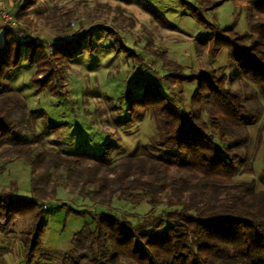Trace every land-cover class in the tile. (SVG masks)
Here are the masks:
<instances>
[{
  "label": "trees",
  "instance_id": "obj_1",
  "mask_svg": "<svg viewBox=\"0 0 264 264\" xmlns=\"http://www.w3.org/2000/svg\"><path fill=\"white\" fill-rule=\"evenodd\" d=\"M27 1L14 12L16 26H4L0 42V174L13 161H23L31 189L30 197L0 191V234H12L18 219L33 217L21 233L22 252L31 264L46 227L43 202L65 187L100 205L117 199L150 206L136 219L110 210L69 208L90 219L63 253L69 264H264V190H257L253 180L236 181L245 157L243 137L236 131L252 124L256 114L228 88L226 76L210 69L185 74L176 67L169 74L175 81L196 82L183 109L157 82L129 97V122L146 114L156 122L148 147L115 158L108 149L98 155L83 149L65 153L44 141L24 97L4 84L24 49L36 67L33 84L56 93L60 85L53 63L71 58L90 31L70 39L59 34L51 61L49 41L31 28L30 18L21 21ZM233 1L248 8L249 32L214 25L203 44L226 49L236 76L264 97V0ZM157 207L162 210L156 212Z\"/></svg>",
  "mask_w": 264,
  "mask_h": 264
},
{
  "label": "rangeland",
  "instance_id": "obj_2",
  "mask_svg": "<svg viewBox=\"0 0 264 264\" xmlns=\"http://www.w3.org/2000/svg\"><path fill=\"white\" fill-rule=\"evenodd\" d=\"M22 1L15 2L13 10L6 8L12 17ZM26 3L27 14L21 21L30 18L31 28L49 41L51 45L46 49L51 61L52 42L59 39V34L70 39L90 31L89 40H83L71 58L53 63L58 65L56 79L60 86L56 93L33 84L31 77L36 67L29 63L24 49L19 65L5 81V89L17 90L24 97L45 142L65 153L83 149L98 155L108 149L113 158L148 147L156 122L149 114L129 122L128 98L141 95L147 83L157 82L159 90L183 109L189 105L196 82L175 81L170 72L176 67L185 74L210 69L226 76L228 88L239 94L252 112L255 110L254 122L236 131L243 137L241 152L245 156L236 181L253 180L257 190H264V97L253 84L236 76L237 67L226 49L210 50L203 44L214 33V25L248 33L251 16L246 6L233 0ZM13 23L16 26L14 19ZM21 36L27 37L26 33ZM2 37L0 32V42ZM48 125L58 128L51 131ZM30 189V171L23 161H13L0 174V191L30 197ZM69 208L96 213L110 210L136 219L150 206L117 199L109 206L100 205L58 187L55 198L43 202L46 227L31 264H69L63 261V253L70 248L73 235L90 220L69 212ZM161 210L156 208V212ZM32 221L33 217L18 219L12 234H0V264H28L22 252L21 233Z\"/></svg>",
  "mask_w": 264,
  "mask_h": 264
},
{
  "label": "crops",
  "instance_id": "obj_3",
  "mask_svg": "<svg viewBox=\"0 0 264 264\" xmlns=\"http://www.w3.org/2000/svg\"><path fill=\"white\" fill-rule=\"evenodd\" d=\"M18 0H0V10L1 8L5 7L7 9H12L15 6L14 3L17 2ZM5 23L2 22L0 19V32L3 35V30H4Z\"/></svg>",
  "mask_w": 264,
  "mask_h": 264
},
{
  "label": "built area",
  "instance_id": "obj_4",
  "mask_svg": "<svg viewBox=\"0 0 264 264\" xmlns=\"http://www.w3.org/2000/svg\"><path fill=\"white\" fill-rule=\"evenodd\" d=\"M0 19L7 25H13L12 14H10L5 7L0 10Z\"/></svg>",
  "mask_w": 264,
  "mask_h": 264
}]
</instances>
